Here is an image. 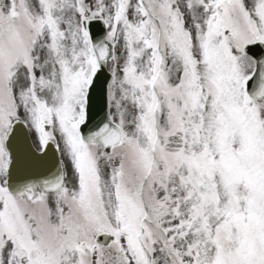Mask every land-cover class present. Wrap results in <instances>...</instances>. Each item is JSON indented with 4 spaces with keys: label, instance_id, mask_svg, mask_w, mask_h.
<instances>
[{
    "label": "snow or ice",
    "instance_id": "6c2138e0",
    "mask_svg": "<svg viewBox=\"0 0 264 264\" xmlns=\"http://www.w3.org/2000/svg\"><path fill=\"white\" fill-rule=\"evenodd\" d=\"M0 264H264V0H0Z\"/></svg>",
    "mask_w": 264,
    "mask_h": 264
}]
</instances>
